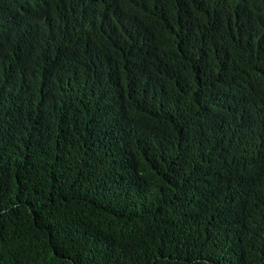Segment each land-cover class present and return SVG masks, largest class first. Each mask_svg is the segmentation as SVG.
<instances>
[{
	"label": "trees",
	"instance_id": "obj_1",
	"mask_svg": "<svg viewBox=\"0 0 264 264\" xmlns=\"http://www.w3.org/2000/svg\"><path fill=\"white\" fill-rule=\"evenodd\" d=\"M0 264H264V0H0Z\"/></svg>",
	"mask_w": 264,
	"mask_h": 264
}]
</instances>
